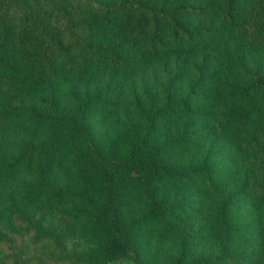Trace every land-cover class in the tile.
Masks as SVG:
<instances>
[{
  "label": "trees",
  "instance_id": "trees-1",
  "mask_svg": "<svg viewBox=\"0 0 264 264\" xmlns=\"http://www.w3.org/2000/svg\"><path fill=\"white\" fill-rule=\"evenodd\" d=\"M0 264H264V0H0Z\"/></svg>",
  "mask_w": 264,
  "mask_h": 264
}]
</instances>
